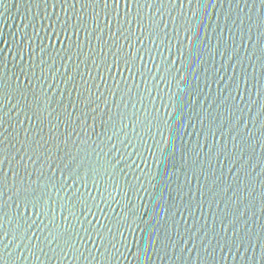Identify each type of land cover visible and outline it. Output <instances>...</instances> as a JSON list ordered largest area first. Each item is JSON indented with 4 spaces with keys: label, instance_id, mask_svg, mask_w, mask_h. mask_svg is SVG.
Wrapping results in <instances>:
<instances>
[{
    "label": "snow or ice",
    "instance_id": "snow-or-ice-1",
    "mask_svg": "<svg viewBox=\"0 0 264 264\" xmlns=\"http://www.w3.org/2000/svg\"><path fill=\"white\" fill-rule=\"evenodd\" d=\"M71 8L72 15L45 26L51 31L41 37L38 62L35 49L25 58L23 41L32 39L26 33L16 42L21 62L11 74L0 48V264H264V223L252 227L257 184L264 215V177L241 164L243 187L225 189L223 173L217 176L212 165L221 156L234 157V165L243 161L242 145L253 154L264 148V0H73ZM181 33L187 44L177 58L193 74L205 53L214 60L213 49L223 47L219 54L233 74L225 79L224 64H212L214 98L199 83L185 97L188 85L179 83L186 77L172 91L175 60L163 51L171 53ZM203 72L210 90L208 69ZM249 123L259 125L256 145ZM225 135L231 150L218 142ZM217 189L235 197L228 198L220 229L205 222L182 234L176 201L191 212L196 193L203 208V197L214 201Z\"/></svg>",
    "mask_w": 264,
    "mask_h": 264
},
{
    "label": "water",
    "instance_id": "water-1",
    "mask_svg": "<svg viewBox=\"0 0 264 264\" xmlns=\"http://www.w3.org/2000/svg\"><path fill=\"white\" fill-rule=\"evenodd\" d=\"M73 0H68V4H63L62 2H59V0H48L47 4L43 3L42 0H0V48H3L4 54L8 59V69L9 74H11V71H15V64L18 62H21L19 60V56H16V42L21 41L25 35V33L32 37L31 40H24V49H25V58L26 60L28 57L32 56V49H35V57L37 58V62L39 60V57L42 55L40 52V43H41V37H45L46 32H50V27H45L51 23V21L56 20L57 17H60L61 19L64 18L65 14L72 15L73 9L71 8ZM225 8H227V5L225 4ZM76 9L80 10V5H76ZM219 9H217L218 11ZM97 11H100V8H97ZM126 11V9L123 6V2L121 3L120 7V13L121 17L123 16V13ZM148 9H144L145 14L147 15ZM91 13V8L87 10L86 14ZM134 15V12H133ZM113 20L115 19V15L113 14ZM105 20L104 13L100 11V21L103 23ZM135 27V26H134ZM215 27V25H213ZM223 22L221 19V28H223ZM113 30H115L113 28ZM235 31V30H233ZM38 32L39 36H36L35 33ZM211 32V30H210ZM225 39L228 37V33H224ZM73 39H76L75 36H73ZM105 39H107V31H105ZM239 39V37H237ZM253 40H255V30H253ZM80 41L81 43H85L86 37L83 33L80 35ZM44 43L47 44V39L44 40ZM212 45L215 44V40H213ZM181 44H187V40L184 39L183 33H181V36L178 39H173L172 45H171V53H169L167 50L163 51V57H167L169 62L175 60V64L171 68V73L175 77V79H171V88L172 91H176V86L180 82V80L184 77V83H179V87L184 88L185 84L188 85V88L186 92L184 93L185 97L189 93L192 92V90L196 87L197 83H199L200 87L203 89V92L205 94H209L210 91V98H214L217 95V86L216 84L212 83V74L214 72V69L212 67V64L214 63L216 68H220V65L224 64V69H221L220 74L225 75V79H227L229 76L233 74V68L229 66L228 58L225 55L223 59L221 58L219 52H223V47L220 48L219 52H216L215 49H213L215 58L212 60L206 53L204 55V61L202 65L198 66L195 70V73L193 74V71L187 67H181V59H178L179 50L181 48ZM92 45H96V40L93 38ZM244 46L250 48L252 46V42L248 40V38L245 36L244 38ZM57 47H59V44H57ZM151 47V45H150ZM88 45L85 43V50L87 51ZM243 48L241 51L243 52ZM153 55L156 56V62L160 63L162 57L159 55H156L155 51L153 52ZM15 56V59L13 57ZM145 60L149 63V67H152L153 73H155L156 69L155 66L151 63L149 58L145 56ZM234 63V62H233ZM203 68L208 69V77H209V84L211 85V89L209 90L208 87L205 86L204 80L205 75L203 72ZM63 71V69H61ZM81 71H85L83 65H81ZM237 76L240 73V69L238 66L235 68ZM93 75H95V70L93 69ZM198 77V79H197ZM152 81L149 79V87L152 86ZM143 84H141V87L143 88ZM160 89V96L163 97V102H167L168 100V88L161 83L159 85ZM254 91V90H253ZM153 97H156V91H153ZM201 99H203V96H201ZM253 99H255V96H253ZM155 103L157 107H160L161 114H164L165 109L161 106V100L159 98L155 99ZM139 107V105H138ZM151 108V105H149ZM222 110V109H221ZM255 115V109H253V113L251 115L245 114L246 121L249 119H253ZM249 129L252 130L253 133H255V138L250 141L251 144L256 145L257 140H262L259 133L257 132V128L259 125H257V128H253L252 124L249 123L248 125ZM192 129L189 128L188 132L191 133ZM185 141H189V137L185 136ZM196 139L195 136L191 137V141H194ZM218 142L221 144H226L228 146V149L231 150L232 143L230 137L225 135L222 139L218 138ZM264 142V140H262ZM179 141H177V144L179 145ZM19 147V145H17ZM242 147L245 149L244 151V160L240 161L239 163H236L234 165V157L229 156L228 158H225V156H221L220 160L217 161L215 159L212 160L213 170L215 171V174L217 176H220L221 173H223V177L220 181L223 188L227 189L229 186H231L233 189L237 187V184L239 183V186L243 187V173H239V177L237 176V173L239 172L241 164H243L245 167L248 166V164L252 165V168H249L248 170L252 172L253 176L260 175L264 177V148L260 146H256L255 153H251L250 150L247 148L246 145H242ZM208 149L205 148L204 151L206 152ZM251 155V160H248V156ZM254 168V171H253ZM231 169V171H230ZM203 183V178L202 181ZM193 190L195 193V181L193 182ZM219 192V195L216 197V199L213 201L211 195H205L203 197V208H200L196 204V200H199V194H195V199L192 202V208L191 212L184 211L183 210V204H180V201L177 200L176 203L180 206L181 211H183V219L181 220L180 216L177 215L176 219L179 221V228L180 232L183 234L186 229H190L195 225L196 227H199L200 225L207 222V225L209 228L213 225V222L215 221V227L217 230L220 229V219H223L227 212L225 211V205L228 203V198L232 197L233 200L235 197L233 196V193L231 191H228L226 194L225 192H221L219 189L216 190ZM261 192L260 185H256V212L257 216L254 218L255 224L252 225L254 230H259V225L261 223H264V215L260 213V199L259 194ZM173 195H175L173 193ZM241 196H243V193H241ZM185 201H187V197L184 198ZM164 206H168L167 197L164 202ZM234 204L229 205V211L234 208ZM170 212L176 211L175 208H171L169 210ZM163 214V213H162ZM91 219V217H89ZM230 218V217H229ZM103 219V218H101ZM147 219V218H146ZM251 223V222H250ZM225 227H228V221L225 220ZM91 246V245H90ZM189 247H191V244H189ZM193 255L195 253L193 252ZM66 264H70V262H66ZM116 264H128V262L125 261H119L116 262ZM159 264V262H158ZM228 264H234V262L229 259Z\"/></svg>",
    "mask_w": 264,
    "mask_h": 264
}]
</instances>
